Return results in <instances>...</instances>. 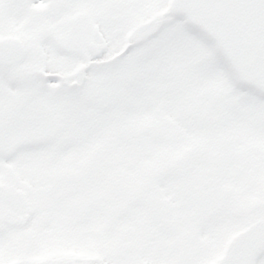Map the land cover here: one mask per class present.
Instances as JSON below:
<instances>
[{
	"label": "snow or ice",
	"instance_id": "6c2138e0",
	"mask_svg": "<svg viewBox=\"0 0 264 264\" xmlns=\"http://www.w3.org/2000/svg\"><path fill=\"white\" fill-rule=\"evenodd\" d=\"M0 264H264V0H0Z\"/></svg>",
	"mask_w": 264,
	"mask_h": 264
}]
</instances>
